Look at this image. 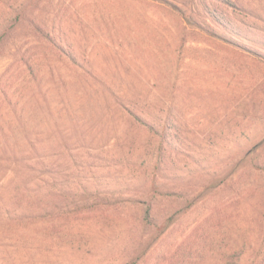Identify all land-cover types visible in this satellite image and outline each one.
Here are the masks:
<instances>
[{
  "label": "rangeland",
  "instance_id": "1",
  "mask_svg": "<svg viewBox=\"0 0 264 264\" xmlns=\"http://www.w3.org/2000/svg\"><path fill=\"white\" fill-rule=\"evenodd\" d=\"M20 148L53 214L0 222V264L263 263L264 0H0Z\"/></svg>",
  "mask_w": 264,
  "mask_h": 264
},
{
  "label": "trees",
  "instance_id": "2",
  "mask_svg": "<svg viewBox=\"0 0 264 264\" xmlns=\"http://www.w3.org/2000/svg\"><path fill=\"white\" fill-rule=\"evenodd\" d=\"M5 160L9 161L5 168L10 167L13 163L16 164L15 172L18 177L13 186H3L0 188V222L9 225H26L36 223L47 215L53 214V210L46 211L48 207L43 189H46L45 185L48 184V181L44 178L43 173L45 171L41 162L33 161L28 151L22 148L19 150L14 149L9 153L5 149L2 150L0 154V167L4 166L3 162ZM48 172L53 173L54 170H48ZM50 175L52 182L56 183L55 176L53 174ZM3 177L4 172L0 174V181ZM50 186L54 187L53 184H50ZM6 188H9L8 191H5ZM54 189L49 192L53 199L57 195ZM30 193L33 196H30ZM68 211H64L62 215ZM143 219L145 221L151 219L150 209L146 211ZM259 264H264V262Z\"/></svg>",
  "mask_w": 264,
  "mask_h": 264
}]
</instances>
